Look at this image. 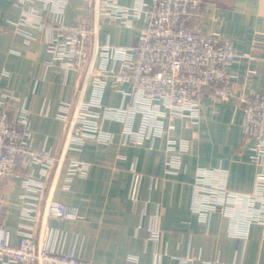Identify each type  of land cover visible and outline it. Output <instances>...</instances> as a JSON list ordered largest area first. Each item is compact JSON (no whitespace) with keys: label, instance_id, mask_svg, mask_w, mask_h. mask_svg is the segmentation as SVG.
Segmentation results:
<instances>
[{"label":"crops","instance_id":"1","mask_svg":"<svg viewBox=\"0 0 264 264\" xmlns=\"http://www.w3.org/2000/svg\"><path fill=\"white\" fill-rule=\"evenodd\" d=\"M116 1L130 6L135 0ZM28 5L44 9L41 1H25L22 7L15 0H0V92L14 91L24 99L29 110L31 146L59 153L64 124L56 114L62 102L75 98L81 77L75 70L64 71L51 62L45 44L46 29L23 25L34 37L29 41L17 32V22ZM95 7V0H67L62 20L67 24L89 20ZM101 22L99 44H133L144 26L142 19L130 26L107 18H101ZM192 25L202 33L217 31L233 39L236 48L248 55L226 67L235 75L226 99L216 103L209 95L202 98L195 129L184 119H175L169 135L189 143L188 150L181 154L178 173L165 174L166 136L125 145L120 142L121 123L108 120L104 126L115 133L114 141L88 139L81 150L67 151V156L89 163L86 175L74 176L68 189L62 188L66 158L52 169L41 194L22 185L24 171L0 179V229L10 244L16 245L21 230L27 228L41 245L74 253L92 264H176L177 257L194 252L205 261L201 264H264L260 225H251L246 240L236 239L228 235L225 215L212 213L209 222L204 223L191 210L198 166L223 167L229 189H253L257 166L249 160L250 151L243 141L239 99L255 91L264 93V43L259 49L251 45L254 32H264V0H202ZM248 68L255 70L250 77H246ZM116 88L113 81L107 84L103 104L126 103L128 98ZM37 169L35 166L34 171ZM133 169L140 173L136 209L130 198ZM34 196L40 198L41 213L44 201L52 198L73 207L77 214L74 218L43 219L39 213L37 220L24 219L21 205ZM42 225L47 231L42 232ZM155 225L160 236L152 240L148 232ZM129 254L138 256L137 263L127 259Z\"/></svg>","mask_w":264,"mask_h":264},{"label":"built area","instance_id":"2","mask_svg":"<svg viewBox=\"0 0 264 264\" xmlns=\"http://www.w3.org/2000/svg\"><path fill=\"white\" fill-rule=\"evenodd\" d=\"M25 1H41L44 9L33 5L24 8L17 32L29 41L34 37L23 25L46 29L45 44L51 62L64 71L75 70L81 81L75 98L62 102L56 114L64 124L59 153L51 148L31 146L29 110L24 99L14 91L0 92V179L24 171L22 185L41 194L52 169L66 158L62 188L68 189L74 176L86 175L89 163L67 156V151L81 150L88 139L100 143L114 141L115 133L104 126L108 120L121 123L120 142L125 145H140L147 139L166 136L165 174H177L181 154L188 150L189 143L169 135L175 128V119H184L195 129L202 98L209 95L216 103L226 99L235 78L226 67L248 55L236 48L233 39L224 38L217 31L202 33L193 27L202 0H135L130 6L116 0H95L92 17L71 24L62 20L67 0H15V4L23 7ZM101 18L126 26L142 19L144 26L133 44H99ZM263 43L264 32L255 31L252 47L259 49ZM254 72L248 68L246 77ZM110 81L116 83L122 97L128 98L126 103L103 104L104 90ZM125 84L129 85L128 89L124 88ZM239 101L243 141L250 151L249 160L257 166L253 189L246 192L229 189L223 167L198 166L192 184L191 210L204 223L209 222L212 213L225 215L228 235L236 239L246 240L251 225L258 224L264 239V93L251 92ZM132 172L130 198L132 208L136 209L140 173L135 169ZM39 201L38 196L25 199L21 217L37 220L39 213L43 219L74 218L77 214L73 207L52 198L44 201L41 213ZM47 229L42 225V232ZM159 236L158 226L149 228L150 239L157 240ZM127 259L137 263L138 256L129 254ZM0 261L92 264L74 253L41 245L27 228L21 230L16 245L10 244L0 229ZM203 262L196 252L176 259V264Z\"/></svg>","mask_w":264,"mask_h":264}]
</instances>
